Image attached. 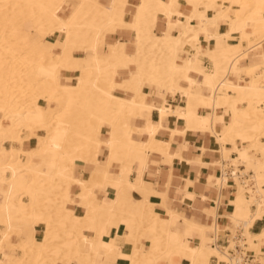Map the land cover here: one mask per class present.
Masks as SVG:
<instances>
[{
	"label": "bare ground",
	"instance_id": "obj_1",
	"mask_svg": "<svg viewBox=\"0 0 264 264\" xmlns=\"http://www.w3.org/2000/svg\"><path fill=\"white\" fill-rule=\"evenodd\" d=\"M260 218L264 0H0V264H264Z\"/></svg>",
	"mask_w": 264,
	"mask_h": 264
},
{
	"label": "crops",
	"instance_id": "obj_2",
	"mask_svg": "<svg viewBox=\"0 0 264 264\" xmlns=\"http://www.w3.org/2000/svg\"><path fill=\"white\" fill-rule=\"evenodd\" d=\"M124 37L127 38L128 35L125 34ZM153 116L156 117V113L155 112H154ZM181 140L182 139L180 137H176L174 139L173 144L175 145V147L177 149L183 148V153H184V155L186 154L185 156H187V157H191L193 155V153L200 152L199 145H201V144H206L210 148L216 147V144L214 143V141H212V139H210L208 136L189 135L186 138V140L184 141L183 147H182V144H181ZM214 156H216V155H214ZM150 167L152 169V174H154V171L158 167H160L163 171H166V169L169 168V164L167 162L161 161L159 157L153 156L151 158V161H150ZM211 168L212 167L206 165L200 171L202 172V175H205L206 173L210 172ZM203 172H205V173H203ZM188 173L192 177H195V175L197 173V166L194 165L193 168L192 167L189 168V167L183 165L182 163H180L178 160H176L174 162V175H175L174 182H180V177L183 176V175H186ZM210 179H211V177H210ZM153 180H154L153 182L160 183V181H159L160 179H158V177L153 178ZM203 184H204L203 180H200L199 183L193 181V185H195V186H193L192 189L194 191H197L198 194H200V193L206 194L207 191L204 189ZM155 186H157V185H155ZM193 205L195 207V210H199V208L202 207V206L204 207L206 205V203L203 202V201H200V200H196V201L193 202ZM179 207H180V210L185 215H190V210H189V207H188L186 202L185 203H181L179 205ZM206 220H209V218L206 217ZM263 227H264V218H260V219H258L255 222V224H254V226L252 227L251 230L254 233H259L262 230ZM221 241L224 242V238H222ZM188 263L189 262H188L187 259H182V261L180 262V264H188Z\"/></svg>",
	"mask_w": 264,
	"mask_h": 264
},
{
	"label": "rangeland",
	"instance_id": "obj_3",
	"mask_svg": "<svg viewBox=\"0 0 264 264\" xmlns=\"http://www.w3.org/2000/svg\"><path fill=\"white\" fill-rule=\"evenodd\" d=\"M125 34L128 35L127 38L124 37ZM119 35H120V38H121L122 40H125V41H127V42H131V40H132V36H131V34H129V33L121 32V33H119ZM129 40H130V41H129ZM147 90H148L150 93H152V95L155 93V92H154L155 89L152 88V87H151V88H148ZM163 93H164L163 90L156 89V95H157V99H158V100L161 99ZM160 94H161V95H160ZM155 113H156V117H157V112L155 111ZM232 188H233V189H232ZM231 191H234V183H232ZM221 242H222V241H221ZM222 243H223V242H222Z\"/></svg>",
	"mask_w": 264,
	"mask_h": 264
},
{
	"label": "built area",
	"instance_id": "obj_4",
	"mask_svg": "<svg viewBox=\"0 0 264 264\" xmlns=\"http://www.w3.org/2000/svg\"><path fill=\"white\" fill-rule=\"evenodd\" d=\"M252 258H253L252 256H248L247 259H248V261L250 262V261L252 260Z\"/></svg>",
	"mask_w": 264,
	"mask_h": 264
}]
</instances>
